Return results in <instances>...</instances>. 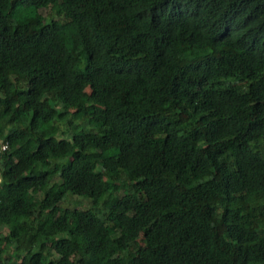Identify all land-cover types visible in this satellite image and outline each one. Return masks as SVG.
Segmentation results:
<instances>
[{
  "label": "trees",
  "instance_id": "1",
  "mask_svg": "<svg viewBox=\"0 0 264 264\" xmlns=\"http://www.w3.org/2000/svg\"><path fill=\"white\" fill-rule=\"evenodd\" d=\"M0 140V264H264V0H0Z\"/></svg>",
  "mask_w": 264,
  "mask_h": 264
},
{
  "label": "rangeland",
  "instance_id": "2",
  "mask_svg": "<svg viewBox=\"0 0 264 264\" xmlns=\"http://www.w3.org/2000/svg\"><path fill=\"white\" fill-rule=\"evenodd\" d=\"M50 10L49 9H46V8H43L41 9V12L42 13H46V12H49ZM78 202L79 205H82V206H88L89 205V201L85 198H81V197H78V196H71V197H68L64 202H62V205L63 206H66V205H76ZM11 251V249L9 250Z\"/></svg>",
  "mask_w": 264,
  "mask_h": 264
},
{
  "label": "built area",
  "instance_id": "3",
  "mask_svg": "<svg viewBox=\"0 0 264 264\" xmlns=\"http://www.w3.org/2000/svg\"><path fill=\"white\" fill-rule=\"evenodd\" d=\"M8 149V143L6 141H2L0 140V182H1V179H2V176H1V159H2V155L3 153Z\"/></svg>",
  "mask_w": 264,
  "mask_h": 264
}]
</instances>
